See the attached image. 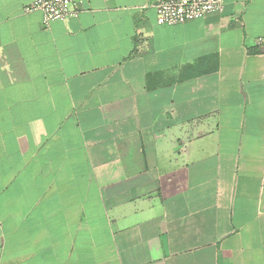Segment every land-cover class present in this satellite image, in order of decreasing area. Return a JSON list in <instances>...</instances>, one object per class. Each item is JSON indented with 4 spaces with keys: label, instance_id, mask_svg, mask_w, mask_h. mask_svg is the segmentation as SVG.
<instances>
[{
    "label": "crops",
    "instance_id": "1",
    "mask_svg": "<svg viewBox=\"0 0 264 264\" xmlns=\"http://www.w3.org/2000/svg\"><path fill=\"white\" fill-rule=\"evenodd\" d=\"M35 1L0 0V264H264V0Z\"/></svg>",
    "mask_w": 264,
    "mask_h": 264
},
{
    "label": "built area",
    "instance_id": "2",
    "mask_svg": "<svg viewBox=\"0 0 264 264\" xmlns=\"http://www.w3.org/2000/svg\"><path fill=\"white\" fill-rule=\"evenodd\" d=\"M151 8L156 22L161 26H173L202 19L223 9L222 0H154ZM41 12L42 25L47 27L53 21H64L77 17L81 12L78 0H36L26 12ZM257 40L256 44H261Z\"/></svg>",
    "mask_w": 264,
    "mask_h": 264
}]
</instances>
